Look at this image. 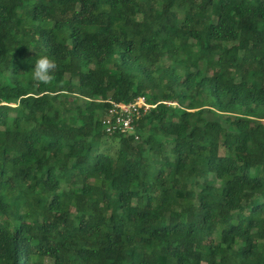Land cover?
Returning <instances> with one entry per match:
<instances>
[{
    "label": "trees",
    "instance_id": "trees-1",
    "mask_svg": "<svg viewBox=\"0 0 264 264\" xmlns=\"http://www.w3.org/2000/svg\"><path fill=\"white\" fill-rule=\"evenodd\" d=\"M0 264H264V0H0Z\"/></svg>",
    "mask_w": 264,
    "mask_h": 264
},
{
    "label": "built area",
    "instance_id": "built-area-1",
    "mask_svg": "<svg viewBox=\"0 0 264 264\" xmlns=\"http://www.w3.org/2000/svg\"><path fill=\"white\" fill-rule=\"evenodd\" d=\"M174 104L176 102H165ZM109 107L103 116V126L107 134L120 133L124 136L133 135L136 140L140 139L137 133L140 120L158 103L148 101L145 95H140L131 101H109Z\"/></svg>",
    "mask_w": 264,
    "mask_h": 264
},
{
    "label": "clouds",
    "instance_id": "clouds-1",
    "mask_svg": "<svg viewBox=\"0 0 264 264\" xmlns=\"http://www.w3.org/2000/svg\"><path fill=\"white\" fill-rule=\"evenodd\" d=\"M57 63L49 56L44 55L36 59L31 70V79L37 84H50L54 79V72L57 70Z\"/></svg>",
    "mask_w": 264,
    "mask_h": 264
}]
</instances>
